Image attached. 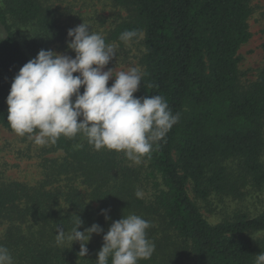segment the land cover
Listing matches in <instances>:
<instances>
[{"label": "trees", "instance_id": "trees-1", "mask_svg": "<svg viewBox=\"0 0 264 264\" xmlns=\"http://www.w3.org/2000/svg\"><path fill=\"white\" fill-rule=\"evenodd\" d=\"M252 1L112 0L127 18L106 43L123 45L125 30L144 33V75L134 96L161 95L179 122L138 168L128 166L123 152L96 150L77 134L45 145L34 186L0 172V245L14 264H96L103 235L129 214L151 223L147 237L155 243L152 257L138 264H255L264 252V208L210 224L188 195L190 187L195 200L208 203L264 188V67L246 88L238 67V52L251 38ZM0 32L7 36L0 41V127L16 133L6 103L15 75L41 49L59 43L68 50L71 38L44 0H0ZM149 184L151 196L137 198ZM77 216L79 231L94 223L104 229L92 235L85 257L79 242L55 243L57 226L70 231Z\"/></svg>", "mask_w": 264, "mask_h": 264}, {"label": "clouds", "instance_id": "clouds-1", "mask_svg": "<svg viewBox=\"0 0 264 264\" xmlns=\"http://www.w3.org/2000/svg\"><path fill=\"white\" fill-rule=\"evenodd\" d=\"M67 36L71 38L67 47L75 52L74 58L41 49L15 75L6 99L10 127L18 135L34 139L37 145L55 143L61 135L74 138L82 134L96 150L124 152L127 159L140 164L151 153L153 144L179 122L180 114H173L161 95L134 96L144 75L140 66L118 73L112 68L104 71L117 55V44L106 43L103 35L91 31L84 22L69 29ZM6 37L0 32V41ZM143 38L142 30L133 29L122 32L119 40L131 46ZM113 77L114 83L107 86ZM136 196L142 198L143 193L137 191ZM108 211L101 210L106 220L110 219ZM82 224L77 216L70 231L58 225L57 246L79 242V256L85 257L92 235L104 229L94 223L79 231ZM150 227L149 221L136 214L113 221L103 235L96 264H109V258L111 264H138L150 259L155 252V243L147 237ZM0 264H14L9 249L3 245ZM255 264H264V252L256 255Z\"/></svg>", "mask_w": 264, "mask_h": 264}, {"label": "rangeland", "instance_id": "rangeland-1", "mask_svg": "<svg viewBox=\"0 0 264 264\" xmlns=\"http://www.w3.org/2000/svg\"><path fill=\"white\" fill-rule=\"evenodd\" d=\"M44 2L57 12L60 25L64 31L75 28L84 22L90 26L91 31L106 37L116 24L127 18L126 12L116 8L112 0H44ZM250 6L253 10L248 22L251 38L238 52L240 57L238 65L240 86L242 88L253 83L264 67V0H253ZM21 42L24 43V38L21 39ZM50 49L75 57V52L70 49H63L59 43L53 44ZM116 53V57L105 66L104 71L112 68L118 73L119 71H127L133 66L141 67L140 59L144 53L142 40L138 43L133 42L131 46L118 45ZM114 80L113 77L108 81L110 87ZM45 145H37L34 139L8 132L0 127V172L10 181L34 186L42 178L40 169L42 158L39 157V154ZM56 157H60V155L45 154L44 156V158ZM123 158L128 166L133 168H138L141 165V163L136 164L130 161L126 156ZM262 160L264 161V154ZM80 189L85 192L83 187ZM141 192L143 196L149 198L153 193L151 184L143 186ZM188 195L200 208L203 217L210 224H217L234 214H246L253 217L264 208V188L261 191L248 188L239 200L212 198L208 203L195 200L190 192V187L188 188ZM2 232L3 227L1 226L0 236ZM256 237L260 238L262 234Z\"/></svg>", "mask_w": 264, "mask_h": 264}]
</instances>
